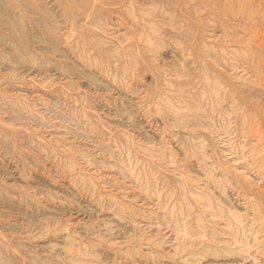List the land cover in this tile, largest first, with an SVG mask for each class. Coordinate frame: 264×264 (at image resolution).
I'll return each instance as SVG.
<instances>
[{"label": "rangeland", "instance_id": "rangeland-1", "mask_svg": "<svg viewBox=\"0 0 264 264\" xmlns=\"http://www.w3.org/2000/svg\"><path fill=\"white\" fill-rule=\"evenodd\" d=\"M0 264H264V0H0Z\"/></svg>", "mask_w": 264, "mask_h": 264}, {"label": "bare ground", "instance_id": "bare-ground-1", "mask_svg": "<svg viewBox=\"0 0 264 264\" xmlns=\"http://www.w3.org/2000/svg\"><path fill=\"white\" fill-rule=\"evenodd\" d=\"M240 246V245H239Z\"/></svg>", "mask_w": 264, "mask_h": 264}]
</instances>
